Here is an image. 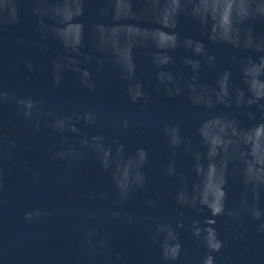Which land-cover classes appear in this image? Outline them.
Instances as JSON below:
<instances>
[{"label":"water","instance_id":"obj_1","mask_svg":"<svg viewBox=\"0 0 264 264\" xmlns=\"http://www.w3.org/2000/svg\"><path fill=\"white\" fill-rule=\"evenodd\" d=\"M0 264H264V0H0Z\"/></svg>","mask_w":264,"mask_h":264}]
</instances>
